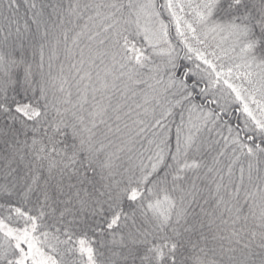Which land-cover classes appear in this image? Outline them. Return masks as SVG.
Segmentation results:
<instances>
[{
	"label": "snow or ice",
	"instance_id": "snow-or-ice-1",
	"mask_svg": "<svg viewBox=\"0 0 264 264\" xmlns=\"http://www.w3.org/2000/svg\"><path fill=\"white\" fill-rule=\"evenodd\" d=\"M0 264H264V0H0Z\"/></svg>",
	"mask_w": 264,
	"mask_h": 264
}]
</instances>
